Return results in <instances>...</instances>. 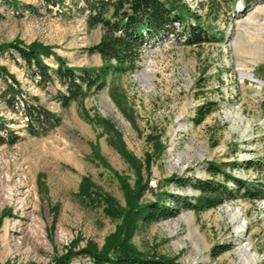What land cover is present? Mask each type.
I'll list each match as a JSON object with an SVG mask.
<instances>
[{
    "label": "rangeland",
    "instance_id": "obj_1",
    "mask_svg": "<svg viewBox=\"0 0 264 264\" xmlns=\"http://www.w3.org/2000/svg\"><path fill=\"white\" fill-rule=\"evenodd\" d=\"M176 6L181 21L145 44L135 68L108 74L64 108L53 98L63 90L57 82L42 89L15 50L0 51L23 91L10 107L0 78V123L9 130L0 129V264H52L68 250L101 248L119 227L138 250L177 264H264V197L183 207L147 225L126 220L133 205L165 192L193 203L198 180L224 182L210 166L264 188V0L246 10L239 0ZM79 7L83 0H0V46L36 44L51 67L57 56L75 70L97 69L103 61L88 47L101 30ZM188 25L215 39L187 43ZM25 101L58 124L30 134ZM218 246L225 250L213 256ZM69 264L93 263L80 254Z\"/></svg>",
    "mask_w": 264,
    "mask_h": 264
},
{
    "label": "trees",
    "instance_id": "obj_2",
    "mask_svg": "<svg viewBox=\"0 0 264 264\" xmlns=\"http://www.w3.org/2000/svg\"><path fill=\"white\" fill-rule=\"evenodd\" d=\"M85 7H79L86 11V23L90 28L99 27L101 36L99 41L88 47L89 53H98L103 65L97 69L75 68L66 66L63 60L54 56L56 66L51 67L43 59L50 56L46 48L30 44L20 46L18 43H9L0 46V51L15 50L17 56L29 70L31 77L36 80V85L45 89L48 85L57 82L63 90H57L53 98L61 107H67L71 102H81L91 91H97L105 84L108 74L123 73L135 68L141 49L154 37H165L174 30L173 22L181 21L176 10V0H83ZM229 3L231 0H223ZM243 9H248L257 0H239ZM45 6L62 3L63 0H43ZM232 9V7H230ZM233 10V9H232ZM189 44H199L215 36L207 35L205 29L196 25H188ZM0 78L5 83V91L2 95L10 107H14L16 98L23 94L19 82L14 75L0 65ZM9 81V82H8ZM38 102L36 96L33 98ZM22 109L27 117V131L32 135L46 133L58 124V116L37 104L22 102ZM201 114L198 120L204 117L205 111L198 110ZM197 120V121H198ZM8 134V128L0 123ZM124 153V152H123ZM263 163V162H261ZM264 164V163H263ZM225 165V164H224ZM212 174H220L224 182L212 180H198L194 185L200 195L192 203L180 196L166 193L161 199L152 202L140 203L133 213L126 214L127 219L135 225L139 222L147 225L162 218L172 217L179 213L183 207L200 211L213 208L227 198H235L241 195L250 200L264 197V188L259 184H249L229 174H226L220 166H210ZM230 182L232 187L227 186ZM135 192L132 199H135ZM168 199V203H165ZM131 232V231H130ZM225 250L222 246L213 249L212 255ZM87 255L93 264H177L175 258L156 256L138 250L130 242L128 233L119 227L116 233L109 237L101 248L94 245L86 246L78 252L68 250L63 255L55 258L52 264H69L71 257L75 255Z\"/></svg>",
    "mask_w": 264,
    "mask_h": 264
}]
</instances>
